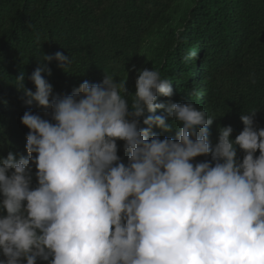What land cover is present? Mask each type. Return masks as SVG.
I'll return each mask as SVG.
<instances>
[{
  "label": "clouds",
  "instance_id": "9594fccd",
  "mask_svg": "<svg viewBox=\"0 0 264 264\" xmlns=\"http://www.w3.org/2000/svg\"><path fill=\"white\" fill-rule=\"evenodd\" d=\"M141 1L128 12L124 0H94L97 33L122 26L118 37H133L124 17L134 22ZM152 42L123 72L92 76L81 54L60 48L2 69L0 264H264L256 111L225 120L202 105L201 88L172 102L173 83L146 55ZM146 111L159 114L141 121Z\"/></svg>",
  "mask_w": 264,
  "mask_h": 264
},
{
  "label": "trees",
  "instance_id": "16d2710c",
  "mask_svg": "<svg viewBox=\"0 0 264 264\" xmlns=\"http://www.w3.org/2000/svg\"><path fill=\"white\" fill-rule=\"evenodd\" d=\"M93 1L0 0V75L6 66L38 62L56 48L81 54L92 76L114 69L123 72L141 62L139 50L144 39L151 37V53L146 55L151 57V68L173 83L172 102L194 97L192 90L201 88L206 97L200 102L205 100L209 111L225 120H234L239 111H256L254 118L264 128V0H165L169 11L161 12L147 9L143 0L133 8L134 22L123 16L133 37H118L122 26L118 30L110 26L99 35ZM124 2L130 12L134 3ZM243 9L247 21L241 24ZM170 10L179 14L177 21L168 15ZM178 21L186 24L176 36ZM190 50L196 53L192 58ZM186 62L190 74L180 80L178 74ZM189 75H196L203 84L189 81ZM39 114L43 117V108ZM158 114L146 111L140 120ZM152 131L159 132L155 127ZM1 133L0 129L3 138ZM238 156H243L239 150Z\"/></svg>",
  "mask_w": 264,
  "mask_h": 264
},
{
  "label": "bare ground",
  "instance_id": "6f19581e",
  "mask_svg": "<svg viewBox=\"0 0 264 264\" xmlns=\"http://www.w3.org/2000/svg\"><path fill=\"white\" fill-rule=\"evenodd\" d=\"M186 71H188V70H186ZM202 99H203V98H202ZM204 101H205V100L202 101V105H203Z\"/></svg>",
  "mask_w": 264,
  "mask_h": 264
},
{
  "label": "rangeland",
  "instance_id": "374dc122",
  "mask_svg": "<svg viewBox=\"0 0 264 264\" xmlns=\"http://www.w3.org/2000/svg\"><path fill=\"white\" fill-rule=\"evenodd\" d=\"M202 89H204V88H202Z\"/></svg>",
  "mask_w": 264,
  "mask_h": 264
}]
</instances>
